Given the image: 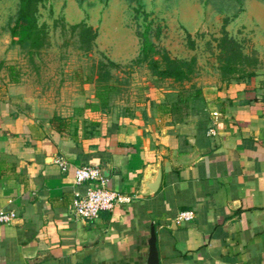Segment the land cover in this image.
<instances>
[{
	"label": "crops",
	"instance_id": "obj_1",
	"mask_svg": "<svg viewBox=\"0 0 264 264\" xmlns=\"http://www.w3.org/2000/svg\"><path fill=\"white\" fill-rule=\"evenodd\" d=\"M4 65L0 211L16 217L0 225V264H145L151 227L159 264H264V84L256 76L202 88V109L173 122L160 110H94V93L80 87L66 97L59 92L71 86L58 83L48 94ZM53 116L68 128L58 131ZM157 164L159 188L142 196ZM80 166L97 167L105 187L130 203L92 221L76 217L75 195L98 187L75 182ZM181 211L194 219L176 225Z\"/></svg>",
	"mask_w": 264,
	"mask_h": 264
},
{
	"label": "rangeland",
	"instance_id": "obj_2",
	"mask_svg": "<svg viewBox=\"0 0 264 264\" xmlns=\"http://www.w3.org/2000/svg\"><path fill=\"white\" fill-rule=\"evenodd\" d=\"M17 1L0 0V57H6L0 62L6 64L4 68L25 71L22 77L42 90L48 87V94L55 92L58 83L71 86L59 92L66 97L80 87L83 93L95 94L96 84L87 78H96L98 62L107 59L118 65L109 69L112 80L105 85L107 109L128 114L149 109L157 113L156 100L163 107L178 93L187 90V95L192 84L202 89L222 82L217 62L222 31L255 62L246 70H255L264 84L262 0H46L39 10V24L46 25L49 45L34 56L10 43L8 22L15 14ZM80 22L97 31L89 52L80 49L76 33L70 30L71 25ZM146 29L157 50L167 51L172 58L195 59L191 83L180 86L171 80H159L145 65L133 64L140 52L139 34ZM36 70L39 74L32 75ZM162 107L159 110L167 114Z\"/></svg>",
	"mask_w": 264,
	"mask_h": 264
},
{
	"label": "trees",
	"instance_id": "obj_3",
	"mask_svg": "<svg viewBox=\"0 0 264 264\" xmlns=\"http://www.w3.org/2000/svg\"><path fill=\"white\" fill-rule=\"evenodd\" d=\"M46 0H18L16 11L13 17L8 22V32L10 35V43L12 46H18L22 51H27L29 56H34L48 45V34L45 24H39V10ZM84 1V0H80ZM107 2L108 0H103ZM139 3L140 0H132ZM239 1V0H236ZM264 2V0H262ZM228 19L224 20L226 24ZM72 33H76L80 44V49L85 52L92 50L94 41L97 37V31L85 22H80L70 26ZM141 40L140 52L134 65H145L151 75L159 80H171L172 82L184 86L191 83L195 74V59L183 60L172 58L165 50L159 51L151 42L148 29L139 34ZM190 47H193V42L190 36H187ZM218 54V70L221 75L222 83H230L231 81L249 80L256 76L255 70H246L254 65L252 61L241 49V46L233 39L229 38L225 31H222V36L217 44ZM3 63H0V68ZM118 68V65L111 60L99 61L97 64L96 78L89 76V83H95L97 91L95 98L98 103L93 106L88 104V107L95 109H107V96L105 94L107 83L112 80V75L109 69ZM192 90L187 95L183 92L178 93L174 101L163 106L167 109L168 115L173 122H180L184 117L192 115L196 111L202 109V92L200 88H195L192 84ZM156 108H161L160 104L155 105ZM162 107V108H163ZM181 112L183 116H180ZM50 123L60 132L66 130L69 121L65 118L53 116Z\"/></svg>",
	"mask_w": 264,
	"mask_h": 264
},
{
	"label": "built area",
	"instance_id": "obj_4",
	"mask_svg": "<svg viewBox=\"0 0 264 264\" xmlns=\"http://www.w3.org/2000/svg\"><path fill=\"white\" fill-rule=\"evenodd\" d=\"M213 134V132H211ZM62 171L67 169L68 163L62 157L54 160ZM74 180L77 184L97 183L98 187L90 186L84 195L76 194L72 202L73 212L76 217L85 221H92L98 218L103 211H111L116 206L128 204L131 197L121 194L105 187V179L97 167L80 166L75 169ZM193 211H181L174 218V223L180 225L194 219ZM15 213L0 211V225L10 224L15 219Z\"/></svg>",
	"mask_w": 264,
	"mask_h": 264
},
{
	"label": "water",
	"instance_id": "obj_5",
	"mask_svg": "<svg viewBox=\"0 0 264 264\" xmlns=\"http://www.w3.org/2000/svg\"><path fill=\"white\" fill-rule=\"evenodd\" d=\"M161 181V172L159 164L153 169L147 171L144 184L142 186V191L140 194L142 196L152 195L157 192L159 184ZM145 264H159L158 250L156 248V235L154 227H151L150 238L148 240V252L147 260Z\"/></svg>",
	"mask_w": 264,
	"mask_h": 264
}]
</instances>
